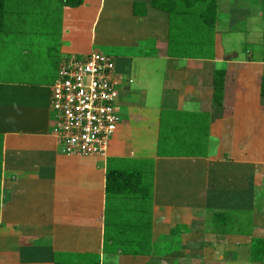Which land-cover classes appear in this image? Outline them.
Segmentation results:
<instances>
[{
    "label": "crops",
    "instance_id": "0c3cea01",
    "mask_svg": "<svg viewBox=\"0 0 264 264\" xmlns=\"http://www.w3.org/2000/svg\"><path fill=\"white\" fill-rule=\"evenodd\" d=\"M106 1L64 10L57 47L38 41L47 32L24 30V11H6L0 55L2 48L15 71L32 74L0 79V264H111L113 223L130 233L126 246L146 240L168 253L187 248L184 238L197 231L232 249L233 261L250 248L256 264L252 241L264 239V57L251 58L254 48L264 56L261 0H217L212 28L190 11L168 14L164 2L111 0L98 47L115 63L122 123L105 158L64 156L51 136V88L66 57L93 52L72 40L85 23L98 28ZM233 33L243 46L223 41ZM197 47L210 55H196ZM218 71L222 107L213 98ZM113 169L140 174L146 191L107 196Z\"/></svg>",
    "mask_w": 264,
    "mask_h": 264
},
{
    "label": "built area",
    "instance_id": "2783aa9c",
    "mask_svg": "<svg viewBox=\"0 0 264 264\" xmlns=\"http://www.w3.org/2000/svg\"><path fill=\"white\" fill-rule=\"evenodd\" d=\"M109 56L64 59L51 88V136L64 156L105 158L120 122L118 81Z\"/></svg>",
    "mask_w": 264,
    "mask_h": 264
},
{
    "label": "rangeland",
    "instance_id": "374dc122",
    "mask_svg": "<svg viewBox=\"0 0 264 264\" xmlns=\"http://www.w3.org/2000/svg\"><path fill=\"white\" fill-rule=\"evenodd\" d=\"M110 5H111V0H110V3L107 0L105 11L102 15L101 22L98 25L97 29H96V27L91 29V26H89L88 23L83 24V26L79 27L78 30H76L77 31L76 42L74 40H72V42L76 43V45H78L80 48L87 45L88 47L91 46L93 52H99L102 54H106L107 51L104 48L98 47V45H101L102 43L101 44H98V43H99L100 38H101V32H102L103 24L108 17ZM258 6L260 7V5H258ZM12 9L13 10L16 9V11H24L23 14H25L26 17L20 18L23 21L22 25L24 27V30H26V31L27 30H29V31H32V30L33 31H43V32H47L49 34V35H47V33L44 34L41 38L38 39L39 42H41L42 44H51V45H54L56 47L60 45L61 39H60L59 35L62 34L60 26H61V22H62L61 17L64 15L63 10L62 11H60V10L56 11L52 8V5L47 4L46 2H39L35 5L33 2L32 3L28 2L27 5L26 4L21 5V4H16L15 0H11L9 2V4H7L5 6V12L6 11H12ZM141 14H143V12ZM117 18H120V17L117 16ZM19 25L21 26L20 23H19ZM256 26L259 29H263V30H261L262 33L264 32V20L261 21L259 19L256 22ZM21 28H22V26H21ZM237 28H238V26L236 27V29ZM68 31H69V28H68ZM78 32L80 34H78ZM92 34H94V36L96 38V41H95L96 43L90 45V38L92 37ZM261 35H260V37H262ZM197 36H199V35H196V37ZM257 36H259V35H257ZM178 37L181 39V36L179 34H178ZM197 38H200V36ZM208 39L211 40L212 37L210 36ZM243 39H244V36L242 34H239V33L234 34L233 33V35L230 36V38H227V39L223 38V41L228 40L231 43H233L234 45L239 47V45L240 46L244 45ZM251 39H252V37H251ZM247 40L254 41L253 39L252 40L247 39ZM21 41L24 43L25 41L29 42L32 40H24L23 39ZM66 42H68V39H66ZM72 42L70 41V44H72ZM230 46H232V45L230 44ZM236 48L237 47H233V48L227 47L226 50H227V52L231 50L230 52L237 53L238 57H240V58H242L243 55L244 56L247 55L245 53L243 55L239 54V52H238V50H236ZM198 50H199L198 47L194 48L193 52H195L196 55L199 54L200 52H202L203 50L206 51V54L209 53V55H210V53H211L210 48H207V47L203 50H200V51H198ZM1 52H2V55H0V79H9V78L20 79V78L28 77V75L31 77L32 72H27L24 70H22L24 72H22L20 70L15 71V69L18 68L19 65L18 66H16V65L12 66L11 60H9L8 57L4 55V49L1 48ZM253 52L254 53H253V56L251 59H259L260 57L261 58L264 57L262 54L263 51L260 49L258 50V48H254ZM91 53L79 54L78 56L83 57V56L89 55ZM191 53L189 55H191ZM225 56L226 57L227 56L232 57L233 55L231 53H228ZM231 59H233V58H231ZM121 123L122 122H120L119 124H121ZM112 140H113V137L111 138L110 143L112 142ZM109 147H110V144H109ZM111 147H112V145H111ZM114 149H116V147H114ZM124 149H125V152L128 151V147L126 145H125ZM165 233H167V231ZM185 239H187V243H188V245H186L187 248H185L184 246L182 247L181 250H180V248H176V250H174V248H172V251H170L168 253H165V251H166L165 247H162L161 244H159V247L154 248L153 246H149L151 241L145 240L144 243L146 245L145 246L146 248L141 250V251H143V253H140L141 256H143L145 258V260H144V258L139 259V256L135 257L133 255L132 251H129L127 254H124L123 252L127 249V246L125 245V242L123 241V239L119 237L118 242H115L114 245L112 244V246H111V253L110 254H114V257L111 261L112 262L111 264H120L122 258H130V257H131L129 259L130 264H251L248 260V253H249L250 248L246 249V247H245L243 249H240L239 252L236 250L238 253L239 260L233 261V260H231L232 249H230L228 247L227 248H218L217 246H215L218 241L217 240L215 241V239L212 237L211 234H206V235H203L201 237L200 232L196 231V233L195 232L191 233L188 237L184 238V240ZM153 250L156 252H153ZM107 254H109L108 251H107ZM200 256H202V260H203L202 263L199 262ZM137 258L139 259V261ZM207 261H209V262H207ZM256 264H258V263H256Z\"/></svg>",
    "mask_w": 264,
    "mask_h": 264
},
{
    "label": "trees",
    "instance_id": "16d2710c",
    "mask_svg": "<svg viewBox=\"0 0 264 264\" xmlns=\"http://www.w3.org/2000/svg\"><path fill=\"white\" fill-rule=\"evenodd\" d=\"M10 1L11 0H0V28L1 26H3V23H5V14H7L5 12V6L7 5V2L9 3ZM157 1H160L161 4L164 2L162 5H160V9L166 11L168 14L173 12L180 13V11H190L194 14H197L198 20H200L204 26L208 28H212V26H214L217 14V0H152L150 4L154 6L158 3ZM16 2L17 4L33 2L34 5L39 2H46L47 4L52 5V8L54 10L64 11L82 7L85 0H16ZM261 4L264 6V0H261ZM225 86V71H218L215 74L213 80V98L215 101L214 105L218 107L222 105ZM259 93L260 97L264 98V76H262L260 79ZM140 178V174H137L135 171H126L120 169L109 170L106 172L105 193L109 197L117 198L133 196L137 191L141 190L146 191V188H144L141 184ZM145 197L146 196L144 195L141 197V199L145 200ZM116 212L119 215L123 214V211L119 208L116 209ZM111 213H113V217L116 218L114 210L109 213V216ZM219 217H222V219L224 218V216ZM122 219L123 217L121 218V220ZM222 219H218L220 220L219 222H221ZM117 224L118 223H113L112 230H109L106 234L107 238L112 240L113 245L118 241L119 237H123L126 241L127 237L130 234L127 230L123 229V227L121 226L122 224ZM223 229L225 230V228ZM145 246H137L136 244L129 245L123 253L127 254L129 251H132L135 257L140 256V253H143V251L141 250L146 248ZM250 261L252 263L264 264V239H253Z\"/></svg>",
    "mask_w": 264,
    "mask_h": 264
}]
</instances>
